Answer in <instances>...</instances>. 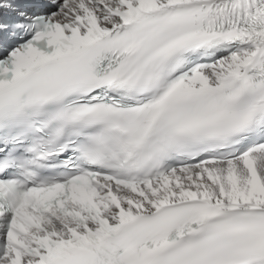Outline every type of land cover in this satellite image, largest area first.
Instances as JSON below:
<instances>
[{
    "label": "snow or ice",
    "instance_id": "snow-or-ice-1",
    "mask_svg": "<svg viewBox=\"0 0 264 264\" xmlns=\"http://www.w3.org/2000/svg\"><path fill=\"white\" fill-rule=\"evenodd\" d=\"M0 264H264V0H0Z\"/></svg>",
    "mask_w": 264,
    "mask_h": 264
}]
</instances>
